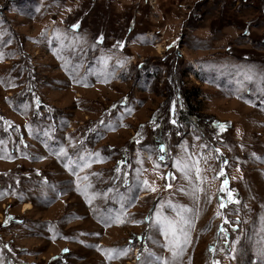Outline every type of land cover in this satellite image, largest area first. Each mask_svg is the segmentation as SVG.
Here are the masks:
<instances>
[{"label":"rangeland","instance_id":"obj_1","mask_svg":"<svg viewBox=\"0 0 264 264\" xmlns=\"http://www.w3.org/2000/svg\"><path fill=\"white\" fill-rule=\"evenodd\" d=\"M0 142V264H264V0H0Z\"/></svg>","mask_w":264,"mask_h":264},{"label":"snow or ice","instance_id":"obj_2","mask_svg":"<svg viewBox=\"0 0 264 264\" xmlns=\"http://www.w3.org/2000/svg\"><path fill=\"white\" fill-rule=\"evenodd\" d=\"M2 143V142H0ZM160 151L163 152L165 151V149L163 148V146H161L160 148ZM161 159H163V157H161ZM177 167L181 168V170L183 171H187L188 170V165L187 164H177ZM221 175H223V172H221ZM172 179H175V177L173 176ZM227 180L224 181V185L226 186L227 185ZM172 185L169 184L168 185V188H171ZM155 189H153L154 191ZM221 192H224L226 191V187H222L220 189ZM238 201L234 200L233 197H232V193L230 190H228V196H227V200H225L224 197H221V204H220V207L223 209V208H226L228 206L229 203H237ZM157 223L158 224H161L164 226L165 230H166V233H171L173 236L176 235V232H177V228L175 226V224L171 221H168L166 217H159L158 220H157ZM186 223H190V222H187ZM225 223H228V221L226 220ZM180 231H183V229H180ZM221 231H224V229H221ZM183 243H188L187 239L185 238V240L183 241ZM174 247L176 249H178L179 251H173V256L176 257L180 254H182V251H183V246L181 244V241L179 239H176L175 241V244H174ZM121 252L122 250H111V253L109 256H108V259H113V258H119V256L121 255ZM164 264H168V262H164Z\"/></svg>","mask_w":264,"mask_h":264},{"label":"bare ground","instance_id":"obj_3","mask_svg":"<svg viewBox=\"0 0 264 264\" xmlns=\"http://www.w3.org/2000/svg\"><path fill=\"white\" fill-rule=\"evenodd\" d=\"M27 208H28V206H27Z\"/></svg>","mask_w":264,"mask_h":264}]
</instances>
